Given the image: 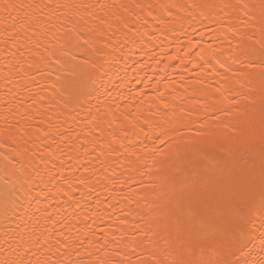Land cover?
Segmentation results:
<instances>
[{
	"label": "snow or ice",
	"instance_id": "1",
	"mask_svg": "<svg viewBox=\"0 0 264 264\" xmlns=\"http://www.w3.org/2000/svg\"><path fill=\"white\" fill-rule=\"evenodd\" d=\"M0 33L64 117L53 125L32 96L0 114V167L24 177L0 190V264H264V0H0ZM132 50L135 83L161 59L197 79L182 92L167 75L163 90L117 85ZM101 95L102 109L90 103ZM42 196V231L15 221ZM48 199L63 208L55 219Z\"/></svg>",
	"mask_w": 264,
	"mask_h": 264
},
{
	"label": "bare ground",
	"instance_id": "2",
	"mask_svg": "<svg viewBox=\"0 0 264 264\" xmlns=\"http://www.w3.org/2000/svg\"><path fill=\"white\" fill-rule=\"evenodd\" d=\"M61 2L96 3V0H61ZM249 2L253 4H258L259 0H249ZM255 14L256 15L259 14L258 9L256 10ZM4 39L5 38L3 37L2 33H0V114L6 113V109L4 107L6 103L11 104L14 110L15 105H17L20 102L21 98H24L25 101H27V98L32 96L36 101V103L33 105V108H35L36 111L39 113H44L45 111H47V116L51 117V123L53 125L60 124L61 120L64 119V117H60L59 119L57 118L61 109H58L55 105H53L52 108H47L50 98V92L40 87L38 83L28 80L24 75V73L19 70L20 66L17 64V61L20 59V57L16 54V49L11 46L12 42L8 41L7 43H5ZM153 48L155 51H159V48L155 46H153ZM169 54L170 55L174 54V46H172V51H170ZM139 59H140V53H138L136 50H132L131 53L128 54L126 57L120 58V61L117 64V68L119 69L118 72L119 78H117V76L113 77L117 85H119L121 83V80H123L125 83H130L131 87L135 91L143 92L145 91V87H144L145 84H148L149 80H151L152 84L148 89L149 92L151 87H159L161 88V90H163L164 85L169 84V81L167 79L162 80L159 85H156L155 81L160 80L161 77L167 75L173 78L170 87L172 89H177L178 91L182 92L184 89L182 87H178L179 85H184V87H187L189 82H193L197 79V77L194 75L190 76L187 70L183 71V78H181V73L177 71V66L179 63L178 61H168L167 59H161L159 64H155L152 61H148V68L139 72L140 76L146 75L148 78L143 80V82L141 83H135V80L138 75L136 69L139 68V65L136 63V61H138ZM125 60L127 61V63H125ZM165 64L168 65L166 70L163 67ZM187 67L191 68V65H188ZM208 67H212V66L209 65ZM193 71L195 72L196 70ZM6 75L9 77V79L7 80L5 79ZM41 79L42 78H40L37 75V80L40 81ZM199 79L206 81L211 86V90H214V88L217 86L216 84L217 78L212 77L210 73L209 75L205 76L203 75V72H201ZM192 86L197 88H202L204 85L193 83ZM107 88L109 92H114L117 90L113 88L112 84H107ZM41 95L45 97V99L42 101L39 99V96ZM256 97L257 99H259L258 92L256 93ZM104 100L105 97L101 95L99 97V100L95 98H90V103L92 105L99 104L102 109ZM109 101L111 102V98H109ZM95 111L96 109L93 108V112ZM83 116L84 113H81V116L79 117L81 121L80 126H83L84 124ZM33 123L38 124V121H33ZM0 126H3L2 115H0ZM38 126L41 129H43L48 126V121L46 120L45 124ZM76 127L77 126L74 124V129ZM62 130L63 129H61V131ZM53 131H55V128H53ZM72 155L75 156L77 155V153L72 152ZM113 167H115V164H113ZM118 171L122 172L124 171V169L121 168L118 169ZM23 181H24L23 176H20L19 174L16 175L8 174L4 171L2 167H0V190H3L5 187H7L9 190L13 188L20 189V185L21 183H23ZM96 187L103 191L104 190L103 182H101V184L96 185ZM131 187L133 190H135L137 188V185H132ZM37 190H39V186L33 185V194ZM120 191L127 194L129 192V188L126 186L125 188L120 189ZM76 195L78 196V193ZM40 199H41L40 204H36L35 202L29 204L27 201H24V203L21 204L19 208H17V213H20L23 216V221H21V215L15 216V221L21 222L28 230L32 228H36L37 231H42L43 228L45 227V222L43 220V214L45 210V202H44L45 198L42 196ZM120 205L125 206L126 202L121 200ZM65 207H67V212L64 213L65 215H69L70 213H72L73 209L71 207H68L67 205H65ZM127 207H131L133 210H135V204L127 205ZM47 211L52 212L54 214L52 219H55V213H57V211L63 212V208H61L57 203H55L54 200L48 199ZM111 215L113 219L116 216L120 215L119 207L115 210V212L111 213ZM37 216L41 217L40 221H36L35 218ZM29 217H31V219H29ZM121 219H124V217L121 216ZM127 219L130 220L131 218L129 217ZM72 220L74 224L75 219L72 218ZM105 221L106 223L100 224L102 228L108 227V225L112 223V219H109L108 217H105ZM88 223L91 224V221H89ZM46 226L51 227V224L49 223ZM3 227H4V218L3 216H0V234H2ZM10 227L15 228V223L10 222ZM57 227L60 228L61 231L65 230L60 226V224H57ZM73 231H75V228L73 229ZM83 231L84 229L81 228V233H83ZM254 256H256V258H259L260 256H264V252L257 251L256 253H254Z\"/></svg>",
	"mask_w": 264,
	"mask_h": 264
}]
</instances>
